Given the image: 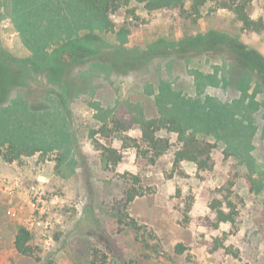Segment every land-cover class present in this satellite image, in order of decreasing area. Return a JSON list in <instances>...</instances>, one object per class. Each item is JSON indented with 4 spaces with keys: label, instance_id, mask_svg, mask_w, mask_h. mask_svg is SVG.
<instances>
[{
    "label": "rangeland",
    "instance_id": "1",
    "mask_svg": "<svg viewBox=\"0 0 264 264\" xmlns=\"http://www.w3.org/2000/svg\"><path fill=\"white\" fill-rule=\"evenodd\" d=\"M248 12L264 17V0H253ZM110 17L115 29L130 33L99 36L113 48L123 43L127 60L143 52L135 67H112L109 51L98 63L73 67L75 87L63 113L43 75L29 73L11 91V98L53 116L28 138L31 155L6 162L0 150V264H264V88L255 91L257 79L239 63L233 68L226 52L164 45L217 31L264 58V32L242 30L231 13L211 4L196 23L136 3ZM0 49L16 59L32 54L12 24L10 0L0 9ZM204 103L213 111L210 124L188 116L193 104ZM230 116L245 124L238 123L245 135ZM148 120L168 140L159 157L142 139ZM177 123L204 150L209 167L174 165ZM103 147L116 150L120 161L109 158L104 167ZM129 190L141 195L127 203ZM219 212L232 220L220 221ZM127 217L141 227L138 240ZM17 225L33 235L31 256L13 248Z\"/></svg>",
    "mask_w": 264,
    "mask_h": 264
},
{
    "label": "trees",
    "instance_id": "2",
    "mask_svg": "<svg viewBox=\"0 0 264 264\" xmlns=\"http://www.w3.org/2000/svg\"><path fill=\"white\" fill-rule=\"evenodd\" d=\"M186 0H10L11 21L15 30L19 33L23 44L32 53L30 57L16 59L0 49V150L6 151L3 155L6 162H12L19 158L22 153L31 155L30 135L33 136L38 130L45 127V119L52 117L49 110L35 109L28 105L21 97L11 98V91L23 84L26 76L31 73L43 75L47 83L55 89L53 96L65 111V101L72 96L75 87L70 79V70L76 66L98 63L105 52H113L115 56L106 60L112 62V67L129 66L135 67V62L140 60L141 53L127 60L128 51L122 47L123 43L117 46L107 45L99 36L104 33H112L126 36L130 31L121 27L115 29L111 15L122 7L131 3L141 4L147 12L161 9L172 10L179 17L191 19L196 23L202 17V9L211 4L215 9L226 10L232 14L234 19L241 24V29L252 33L264 32V17L251 18L248 9L253 0H190V6L185 7ZM2 0H0V9ZM98 31V33L95 32ZM82 32V33H80ZM160 42L153 49L160 48ZM168 45L173 48H187L193 51H222L233 58L232 67L239 64L257 79L255 91L264 88V58L253 49L242 44L236 37L229 36L217 31H209L198 36H189L179 42ZM152 49V46L148 48ZM122 55L125 58H122ZM140 63V62H139ZM239 63V64H238ZM245 71V72H246ZM178 98V96H176ZM22 99V100H21ZM207 106L211 104L196 105L190 107L189 118L198 122L211 123L210 113ZM212 108V107H211ZM192 109V110H191ZM213 109V108H212ZM64 110V111H63ZM15 111V112H14ZM29 114L26 120H21L15 113ZM226 112L222 108L223 115ZM41 113V114H40ZM186 113V112H184ZM15 114V115H14ZM214 115V113H212ZM41 116L44 118H41ZM229 122L234 124L239 135H245L238 127L240 120L233 116L228 117ZM246 118V117H245ZM43 119V120H42ZM174 125L173 122H170ZM241 124L245 125L243 122ZM211 127V125H209ZM225 129L229 130L228 126ZM179 135L181 147L174 154V165L187 161L196 163L198 168L205 169L208 166L205 159H202L204 150L199 146L192 135H185L179 123L175 125ZM142 139L147 146L153 150L154 157L163 155L168 147V140L155 135L158 129L155 128V121L148 120L141 124ZM30 131V134L27 133ZM66 135V133H65ZM53 138L54 135H51ZM65 138L60 137L62 143ZM101 160L104 167H107L109 158L114 164L119 162L121 156L116 150L103 147ZM141 194L136 190L126 192V202L130 203ZM127 226L134 232L136 239L140 226L135 220L127 217ZM220 221L232 220L230 215L219 212ZM121 220L119 219V223ZM33 235L22 225H17L13 238V248L21 256H31V241ZM144 248H149L144 244ZM177 252H182L180 245L176 246ZM45 264H53L47 260Z\"/></svg>",
    "mask_w": 264,
    "mask_h": 264
}]
</instances>
